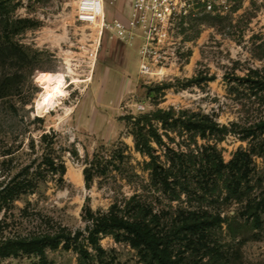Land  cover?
Segmentation results:
<instances>
[{
	"label": "rangeland",
	"instance_id": "rangeland-1",
	"mask_svg": "<svg viewBox=\"0 0 264 264\" xmlns=\"http://www.w3.org/2000/svg\"><path fill=\"white\" fill-rule=\"evenodd\" d=\"M78 6L79 0H0V43L23 53L22 61H9L0 70V78L3 73L11 77L9 96L0 98V181L8 183L41 155L40 138L46 133L56 134L55 150L66 169L62 185H40L36 195L22 197L0 213L9 227L5 235L84 230L85 206L107 212L116 199L130 197L133 186L125 181L98 179L87 189L83 175L85 160L102 145L111 149L122 143L130 164L146 179L126 116L174 107L213 115L222 125H250L263 115L241 79L250 71L264 74V0H226L213 12L189 7L168 38L148 51L150 75L140 72V38L121 39L80 21ZM130 6V0H105L106 22L126 23ZM46 74L64 76L66 82L65 96L51 108L44 104L41 79ZM247 147L234 135L218 145L225 162ZM255 165L264 171L262 159ZM27 207L33 220L25 218ZM242 231L236 240L225 229L218 235L226 264H264V213L259 228L249 224ZM100 244L115 264H141L128 244L111 237ZM48 255L52 264H77L72 251ZM36 263L26 257L0 260Z\"/></svg>",
	"mask_w": 264,
	"mask_h": 264
},
{
	"label": "trees",
	"instance_id": "trees-1",
	"mask_svg": "<svg viewBox=\"0 0 264 264\" xmlns=\"http://www.w3.org/2000/svg\"><path fill=\"white\" fill-rule=\"evenodd\" d=\"M22 54L19 47L0 43V70L9 61H22ZM10 80L3 73L0 98L9 96ZM241 82L263 108L250 125H222L213 115L174 107L124 117L134 150L144 159L140 170L146 179L130 164L122 143L111 149L102 145L85 160L83 175L87 189L98 179L122 180L133 186V194L116 199L107 212L85 206L84 230L5 235L9 227L1 220L0 260L26 257L52 264L48 254L63 250L76 253L77 264H115L100 244L111 237L135 250L141 264H226L218 235L225 229L236 240L243 227L259 228L264 213V171L259 173L255 165L256 159L264 161V74L250 71ZM231 135L248 147L225 162L218 145ZM55 138L54 132L43 134L41 155L8 183L0 181V213L22 197L36 195L40 185L63 184L66 169ZM234 205L233 213H225ZM23 213L26 220L35 218L28 207Z\"/></svg>",
	"mask_w": 264,
	"mask_h": 264
},
{
	"label": "built area",
	"instance_id": "built-area-1",
	"mask_svg": "<svg viewBox=\"0 0 264 264\" xmlns=\"http://www.w3.org/2000/svg\"><path fill=\"white\" fill-rule=\"evenodd\" d=\"M130 12L126 23L115 20L106 22L105 0H79L78 18L100 30L113 32L121 39L140 38L143 42L140 72L151 74L148 51L163 43L172 31L175 20L186 15L188 8L200 6L206 12L226 0H130ZM90 7V8H89Z\"/></svg>",
	"mask_w": 264,
	"mask_h": 264
},
{
	"label": "bare ground",
	"instance_id": "bare-ground-1",
	"mask_svg": "<svg viewBox=\"0 0 264 264\" xmlns=\"http://www.w3.org/2000/svg\"><path fill=\"white\" fill-rule=\"evenodd\" d=\"M41 83L45 86L44 104L48 108L54 107L58 99L65 96L64 86L66 82L64 76L57 77L46 74L41 79Z\"/></svg>",
	"mask_w": 264,
	"mask_h": 264
}]
</instances>
